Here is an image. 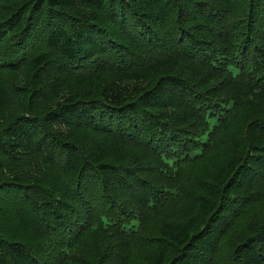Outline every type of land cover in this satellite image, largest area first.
Here are the masks:
<instances>
[{
	"label": "trees",
	"instance_id": "obj_1",
	"mask_svg": "<svg viewBox=\"0 0 264 264\" xmlns=\"http://www.w3.org/2000/svg\"><path fill=\"white\" fill-rule=\"evenodd\" d=\"M0 264H264V0H0Z\"/></svg>",
	"mask_w": 264,
	"mask_h": 264
}]
</instances>
